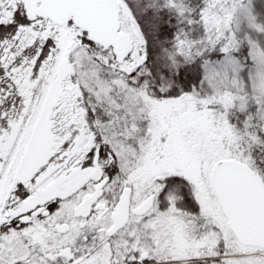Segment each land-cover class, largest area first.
Segmentation results:
<instances>
[{
  "label": "snow or ice",
  "instance_id": "snow-or-ice-1",
  "mask_svg": "<svg viewBox=\"0 0 264 264\" xmlns=\"http://www.w3.org/2000/svg\"><path fill=\"white\" fill-rule=\"evenodd\" d=\"M0 264H264V0H0Z\"/></svg>",
  "mask_w": 264,
  "mask_h": 264
}]
</instances>
